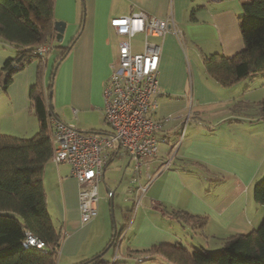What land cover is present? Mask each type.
<instances>
[{
    "label": "crops",
    "instance_id": "0c3cea01",
    "mask_svg": "<svg viewBox=\"0 0 264 264\" xmlns=\"http://www.w3.org/2000/svg\"><path fill=\"white\" fill-rule=\"evenodd\" d=\"M139 10L171 18L183 38L182 44L173 32L151 38L160 45L158 105L150 112L161 122L156 132L159 151L132 181L131 160L118 146L111 150L98 184V212L87 223L80 220L79 186L70 166L52 158L45 162V203L61 234L55 264H89L102 251L110 264H168L167 257L148 250L161 243H181L189 250L212 252L227 236L255 228L264 215V205L253 198L254 182L264 172V118L257 111V102L264 98V75L222 86L202 64L206 54L229 56L243 48L240 0H54V18L65 22L62 39L54 37L50 50L40 57V75L38 59L14 73L5 87L0 74V131L29 137L37 130L29 89L40 78L46 95L51 66L68 47L55 65L51 98L46 95L52 120L85 132H110L103 121L102 91L124 36L113 30L109 19ZM137 35L138 43L133 44L135 36L130 40L133 52L142 48V35ZM5 46L0 42V67L14 54ZM252 89L261 91L259 97L252 96ZM101 183L107 186L109 205L119 195L120 229L128 219L121 241L109 247L114 230L120 229L96 226ZM173 209L208 219L203 229L194 230L174 218ZM115 249L118 257L112 262Z\"/></svg>",
    "mask_w": 264,
    "mask_h": 264
},
{
    "label": "trees",
    "instance_id": "16d2710c",
    "mask_svg": "<svg viewBox=\"0 0 264 264\" xmlns=\"http://www.w3.org/2000/svg\"><path fill=\"white\" fill-rule=\"evenodd\" d=\"M240 4L243 48L229 56L213 52L202 59L205 71L222 86L264 75V0H240ZM53 10L54 0H0V42L14 48V54L0 67V74L4 73L3 87L14 73L34 59H38L40 75L41 56L36 49L54 39ZM67 49L64 47L51 66L48 88L46 86L48 95L55 65ZM44 93L38 78L28 93L29 107L38 122L33 135L20 137L0 131V264L56 262L61 234L47 210L41 179L43 166L53 151L50 133L54 112ZM257 111L264 118V98L257 102ZM253 198L264 205V175L254 182ZM171 214L192 228H203L208 219L206 215L181 209H173ZM127 225L128 219L120 230H114L112 243ZM26 232L40 240L42 246L28 244ZM148 251L151 255L160 253L179 264H264V217L252 230L227 236L217 251L207 252L198 247L189 250L181 243H161ZM103 254L94 255L88 263L110 264Z\"/></svg>",
    "mask_w": 264,
    "mask_h": 264
},
{
    "label": "built area",
    "instance_id": "2783aa9c",
    "mask_svg": "<svg viewBox=\"0 0 264 264\" xmlns=\"http://www.w3.org/2000/svg\"><path fill=\"white\" fill-rule=\"evenodd\" d=\"M109 25L124 36L118 44L116 62L111 65L102 91L103 121L111 131L85 132L53 119L50 133L52 160L67 163L78 183V209L82 223L97 215L98 184L111 150L118 146L131 160L132 181L137 180L141 166L157 156L160 140L156 132L161 122L153 119L150 112L158 105L160 45L151 38H163L173 32L183 43L182 34L171 18H158L141 10L111 17ZM136 34L142 35L140 52L131 50L130 40ZM51 45L48 40L40 44L36 52L42 56ZM141 189L143 191L144 187ZM135 203L138 204L139 199L136 198ZM121 239L122 234L114 242ZM26 241L38 247L43 244L28 232ZM117 257L115 249L112 262ZM168 264L179 263L170 261Z\"/></svg>",
    "mask_w": 264,
    "mask_h": 264
},
{
    "label": "rangeland",
    "instance_id": "374dc122",
    "mask_svg": "<svg viewBox=\"0 0 264 264\" xmlns=\"http://www.w3.org/2000/svg\"><path fill=\"white\" fill-rule=\"evenodd\" d=\"M139 38L140 36L139 35H135V37H133L132 41H133V44L135 45L136 43H138L139 41ZM11 46V45H9ZM9 46H5L6 49H10V52L13 54L14 52V48L12 47H9ZM50 50V48H49ZM48 50V51H49ZM47 51V52H48ZM46 52V53H47ZM45 53V54H46ZM54 87V84H53V80H52V89ZM47 88H48V85H47ZM252 91V96L253 97H259V92L261 91H253V89L251 90ZM46 95L48 96V93L46 92ZM38 129V128H37ZM37 130H35L36 132ZM2 132V131H1ZM35 132H33L31 135H33ZM3 133V132H2ZM14 135V134H13ZM30 136V135H29ZM264 175V172L261 174V176H259L257 179H260L262 176ZM118 181V180H117ZM109 185V184H108ZM100 189H101V193L103 195V198H100V212H99V216L101 217L98 221V223L96 224V226L100 229H102L104 227V229H106V231H110L112 229V226L114 227H117V229H120L121 225H122V222H120V219L117 218V213H118V199H119V195L117 194L116 195V202L115 200L112 199V203L111 205L110 204V200H109V197H108V194H107V186L104 184V183H101L100 185ZM114 204H115V208H114ZM98 205H99V201H98V204H97V212H98ZM264 215L262 216L260 222L262 221ZM260 222L257 224V226L260 224ZM256 226V227H257ZM198 230V229H203V228H194V230ZM182 242L183 243H187L188 245H190V240L188 238H182ZM195 242V243H194ZM194 244H197L196 241H193ZM192 242L191 244L194 245ZM222 244V243H221ZM191 247V246H189ZM111 249V248H110ZM214 251H217V250H214ZM213 252V251H212Z\"/></svg>",
    "mask_w": 264,
    "mask_h": 264
},
{
    "label": "water",
    "instance_id": "95a60500",
    "mask_svg": "<svg viewBox=\"0 0 264 264\" xmlns=\"http://www.w3.org/2000/svg\"><path fill=\"white\" fill-rule=\"evenodd\" d=\"M54 30H55V40L56 41H61L64 27H65V22L63 20H55L53 24ZM49 98H51V94L49 95ZM111 201V200H110ZM112 240L109 242L108 247L111 246ZM104 251L100 252L99 255H101Z\"/></svg>",
    "mask_w": 264,
    "mask_h": 264
}]
</instances>
